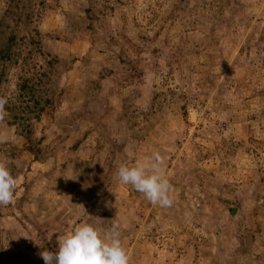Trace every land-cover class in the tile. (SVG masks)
<instances>
[{"label":"rangeland","instance_id":"obj_1","mask_svg":"<svg viewBox=\"0 0 264 264\" xmlns=\"http://www.w3.org/2000/svg\"><path fill=\"white\" fill-rule=\"evenodd\" d=\"M0 99V264L85 222L129 264H264V0H0ZM154 152L170 207L115 176Z\"/></svg>","mask_w":264,"mask_h":264},{"label":"clouds","instance_id":"obj_2","mask_svg":"<svg viewBox=\"0 0 264 264\" xmlns=\"http://www.w3.org/2000/svg\"><path fill=\"white\" fill-rule=\"evenodd\" d=\"M0 99V121L5 118L4 105ZM164 161L159 153L154 152L150 158L136 162L129 167L122 164L115 174L116 179L131 185L153 205L170 207L173 204V185L165 177L162 169ZM17 180L4 163H0V205L12 202ZM119 225L101 238V233L87 222L58 238L55 252L41 251L44 264H129V256L122 247ZM51 239V238H50Z\"/></svg>","mask_w":264,"mask_h":264},{"label":"water","instance_id":"obj_3","mask_svg":"<svg viewBox=\"0 0 264 264\" xmlns=\"http://www.w3.org/2000/svg\"><path fill=\"white\" fill-rule=\"evenodd\" d=\"M234 210H235V209H234V208H232V209H231V213H233V212H234Z\"/></svg>","mask_w":264,"mask_h":264},{"label":"trees","instance_id":"obj_4","mask_svg":"<svg viewBox=\"0 0 264 264\" xmlns=\"http://www.w3.org/2000/svg\"><path fill=\"white\" fill-rule=\"evenodd\" d=\"M22 88H24V86Z\"/></svg>","mask_w":264,"mask_h":264}]
</instances>
